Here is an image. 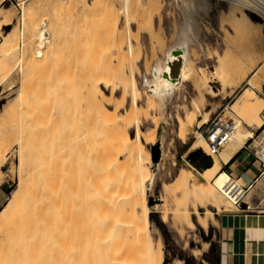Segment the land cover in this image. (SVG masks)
Instances as JSON below:
<instances>
[{
  "label": "rangeland",
  "instance_id": "374dc122",
  "mask_svg": "<svg viewBox=\"0 0 264 264\" xmlns=\"http://www.w3.org/2000/svg\"><path fill=\"white\" fill-rule=\"evenodd\" d=\"M22 1L29 9L34 7L25 19H21L23 12L19 4ZM147 1H4L1 8L6 11H0V47L5 43L4 36L9 34L14 39L17 54L8 63H0V89L3 86L0 97H4L0 101V160L5 159L0 175V213L19 182L18 137L21 134L73 133L74 120L82 115L88 91L96 96L95 105L101 109L110 103L109 114L118 120L121 116L120 120L124 119L137 99L143 109L140 114L136 112L131 136H135V126L140 125L147 135L156 133V142L161 143L162 148V159L156 163L151 160L149 165L155 177L148 191V201L156 207H151L149 220L154 240L160 238L163 243V264H175L178 260L183 264H206L211 245L218 241L217 222L210 223L207 231L199 226L195 230L185 228L184 235L178 236L171 213L168 214L169 222L161 220L162 204L166 199L163 190L181 169L192 170L194 175L206 178L224 172L219 169L217 158L215 162L212 160L213 167L203 172L188 160L187 150L192 147L199 156L204 155L203 150L207 151L195 137L198 127L209 119L220 116L223 121H229L233 118L245 131L250 129L249 126L264 123V86L260 92L254 90L255 96L248 110L241 105L237 108L241 95L250 87L246 81L250 77L247 63L250 57L247 41L242 35L235 34L232 24L247 15L264 28V17L243 6L244 0H207L209 10L198 13V36L190 33L193 77L166 101V121L163 122L160 105L155 98L151 101L148 83L155 62L160 59L166 62V52L178 44L188 22L186 12L190 11L192 0H153L155 6H149ZM7 16L6 23L1 21ZM44 23L51 41L38 55L42 42L39 31ZM156 39L160 40V45ZM135 80L142 92L136 95L133 92ZM206 112H210L207 117ZM182 135H185V141ZM143 143L154 156V145ZM212 188L224 203L229 201L214 181ZM170 199L169 205L173 204ZM241 199L240 205L232 206L230 211L241 209L245 203L254 211H264V175ZM192 205L189 209L193 217L196 210L201 215L212 211L215 219L222 212L210 207L195 210ZM204 244H208L207 249ZM20 249L9 247L5 235L1 234L0 264H30L27 255L22 253L24 249L19 254ZM195 249L202 250V254L194 256L192 250Z\"/></svg>",
  "mask_w": 264,
  "mask_h": 264
},
{
  "label": "bare ground",
  "instance_id": "6f19581e",
  "mask_svg": "<svg viewBox=\"0 0 264 264\" xmlns=\"http://www.w3.org/2000/svg\"><path fill=\"white\" fill-rule=\"evenodd\" d=\"M4 1L0 0L1 12L6 11L1 8ZM129 1L125 0L126 3ZM244 1L264 15L261 0ZM146 3L155 6L153 0ZM19 6L23 12L21 19L34 10L23 1ZM189 6L190 11L186 12L188 22L177 46L166 52V62L162 59L155 62L148 83L151 101L155 98L160 105L163 122L166 121V101L193 77L195 68L193 58H190V33L198 36V13L209 10L207 0H192ZM1 21L6 23L8 16ZM232 24L235 34L242 35L248 43L250 77L246 81L250 87L241 95L237 107L241 105L248 110L255 96L254 90L260 92L264 86V28L263 24L252 21L247 15ZM153 26L152 23V30ZM4 38L5 43L0 47L2 64L13 60L17 54L12 36L7 34ZM39 38L42 42L38 55H41L42 48L51 41L46 23L39 31ZM88 92L82 115L74 120L73 133L34 132L18 137L19 182L0 213L3 225L0 235H5L9 247L21 248L19 254L24 249L22 253L27 255L30 264H163V243L160 238L154 240L149 220L151 207H156L148 201V191L155 177L149 165L151 160L156 163L162 159L161 143L156 142V133L152 131L147 135L148 132H144L140 125L135 126V136H131L136 112L140 114L143 109L140 101L135 99L123 121L120 120L122 116L119 120L110 116V103L101 109L95 105L96 96L92 91ZM133 92L135 95L142 93L136 80ZM196 110L200 112L198 106ZM208 114L206 112L205 117ZM229 120L235 123V119ZM244 129L240 122H236L233 142L225 148L228 154L236 152L235 144L252 136ZM195 139L207 149L200 131ZM143 141L154 145V156L147 151ZM195 146L199 147L198 144ZM221 155L224 160L229 159L225 152ZM4 160H0V175ZM191 171L181 169L163 190L166 199L162 204L161 220L169 222L168 214L171 213L172 225L181 237L185 228L195 230L199 226L207 231L210 223L217 222L212 211L201 215L196 209L210 207L216 212L230 211L246 193L241 180H235L225 172L206 178ZM213 181L229 199L228 202L224 203L213 190ZM191 204L196 210L195 217L189 209ZM207 247L208 244H204V249ZM192 253L200 256L202 250L195 249ZM175 264L183 263L178 260Z\"/></svg>",
  "mask_w": 264,
  "mask_h": 264
},
{
  "label": "crops",
  "instance_id": "0c3cea01",
  "mask_svg": "<svg viewBox=\"0 0 264 264\" xmlns=\"http://www.w3.org/2000/svg\"><path fill=\"white\" fill-rule=\"evenodd\" d=\"M2 91L3 86L0 94ZM3 98L0 97V101ZM249 127L248 132L252 136L235 144L236 152L230 155L226 149L222 151L229 155L228 160H224L222 152L221 156L216 157L219 169L241 180L246 190L252 189L264 175V167L258 160L260 150L264 149V123ZM184 136L182 135L185 141ZM187 152L188 160L197 170L203 172L213 167L212 159L204 152L203 156H199L193 147ZM216 220L218 241L216 245H211V255L206 264H264V211H254L245 203L241 209L222 211L217 214Z\"/></svg>",
  "mask_w": 264,
  "mask_h": 264
},
{
  "label": "built area",
  "instance_id": "2783aa9c",
  "mask_svg": "<svg viewBox=\"0 0 264 264\" xmlns=\"http://www.w3.org/2000/svg\"><path fill=\"white\" fill-rule=\"evenodd\" d=\"M243 6L252 10L253 13L264 17L262 11L254 9L247 2H245ZM198 131H200L202 138H204L207 144V151L203 150V152L208 158L214 161V159L220 155L221 151L233 142L235 123L232 120L223 121L220 116H217L213 120H209L208 123L198 127ZM263 152L264 149H261L260 155L258 156V160L262 167H264V159L262 158ZM242 189L246 192L245 187H242ZM240 202L241 201H238L235 205L239 206Z\"/></svg>",
  "mask_w": 264,
  "mask_h": 264
}]
</instances>
